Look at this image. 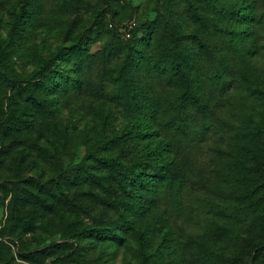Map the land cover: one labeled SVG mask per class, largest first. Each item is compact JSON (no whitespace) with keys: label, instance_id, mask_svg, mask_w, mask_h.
<instances>
[{"label":"trees","instance_id":"16d2710c","mask_svg":"<svg viewBox=\"0 0 264 264\" xmlns=\"http://www.w3.org/2000/svg\"><path fill=\"white\" fill-rule=\"evenodd\" d=\"M113 1L130 8L124 0H76L71 11L61 9V19L75 16L72 25L82 2L93 4V21L75 42L59 45L31 73L0 74L16 102L17 96L24 97L23 112L34 115L27 120L26 136L39 130L43 146L56 149L53 155L58 158L53 172L35 182L38 201L21 202L19 193L12 192L8 223L0 229V264H130L126 256L136 246L142 264H237L235 251L219 250L208 233L218 227L231 232L222 221L227 216L215 209L229 211L232 205L219 204V197L206 204L211 215L205 217L204 226L190 225L199 233L190 237L197 246L181 244L183 235L170 216L169 199L174 188L179 191L187 161L173 163L176 155L171 149L174 139L188 132L189 119L194 118L202 132L219 128L220 123L228 125L238 113L233 109L236 97L246 99L240 110L251 119L247 125L257 131L252 106L264 96V89L246 85L240 91L236 68L242 54L252 53L248 40L254 36L247 31L258 18L242 15L238 0H157L148 12L153 16L124 41L113 28L106 29L105 13L99 10L102 5L115 9ZM128 9L115 11L113 17L121 21L131 17ZM26 12L33 13V8ZM46 12L49 16L53 9ZM93 33L104 41L99 55L90 52L87 34ZM94 69L96 76L116 87L112 95L118 101L128 99L124 107L102 101L103 95L89 88ZM57 93L67 106L76 103V112L93 93L91 109L75 121L64 115L61 100L49 99ZM117 112L126 121L112 128ZM24 119L10 111L0 124ZM260 180L264 184V172ZM213 186L220 190L215 179ZM41 208L45 212L38 213ZM260 250L264 243L250 255V264H255ZM192 253L198 263L190 258Z\"/></svg>","mask_w":264,"mask_h":264},{"label":"rangeland","instance_id":"374dc122","mask_svg":"<svg viewBox=\"0 0 264 264\" xmlns=\"http://www.w3.org/2000/svg\"><path fill=\"white\" fill-rule=\"evenodd\" d=\"M124 1L130 6L129 9L113 1L114 7L112 8L115 9L102 5L99 6V10L105 13L106 29L113 28L118 32V37L125 41L132 37L142 21L153 16L152 11L148 12L156 6L157 0ZM238 1L240 4L238 8L242 15L252 14L258 19L264 15V0ZM75 6H77L76 0H0V74L4 72L29 74L39 67L40 63L46 60L59 45L75 42L83 28L93 21L91 16L94 14V5H84L82 2L81 13L78 18L76 17L77 21L75 19L71 25L75 16L70 15L69 20L66 21L61 19L60 13L61 9L68 8L67 10L71 11ZM252 7H255V10ZM31 8H33V13H27L26 11ZM47 9H53L55 13L52 12L48 16L47 12L44 13ZM127 9L130 10L128 13L131 17L123 21L113 17L115 11L124 12ZM258 19L253 21L252 27L247 31L248 35L254 36V40L253 38L248 40L252 43L250 47L252 53L242 54L241 58L236 56L240 62L236 68L238 83L241 86L240 91L245 89L246 85L264 89V18L261 21ZM240 28L246 29L248 25H240ZM137 33L141 37L142 29ZM87 36L90 52L99 55L104 49V41L94 33L87 34ZM94 65L97 66V63ZM244 65L245 70L242 68ZM96 75L97 69H94L91 74L92 86L89 88L97 89L95 94L103 95L102 101H112L114 105L124 107L128 99L122 98L118 101L116 96L112 95L116 87ZM2 76L0 75V121L10 111L17 112L25 119L12 120L5 126L0 124V229L5 228L8 223V208L14 196L12 192L19 193L21 202L38 201L37 195L40 190L35 182L48 177L58 161V158L53 155L56 154V149L43 146L39 130H33L30 138L26 136L25 127L29 125L34 115L23 112L26 104L24 97L17 96L18 101L16 102L14 100L16 95H10L12 90ZM100 91L104 94L98 93ZM240 91L237 92L238 96ZM49 96L53 102L61 100L65 106V116L74 117L75 121L80 122L82 114H86L84 111L88 112L91 109L90 98L94 94L92 93L90 98L83 102L84 107L83 110L80 109V112L75 111L76 103L72 105L73 107L67 106L66 99L59 93ZM235 100L236 105L233 109L238 113L231 117L228 125L219 122V128L213 127L209 131L203 130L202 132L199 131V125L192 118L187 120L188 132L174 139L176 144L172 146L171 151L176 157L173 163L177 164L181 160H186L187 165L182 169L185 175L179 191L174 188L170 194L169 208L171 218H175L178 222V224L175 223L178 232L183 235L181 244L193 249L197 244L190 241V237L191 235L198 236L199 233L192 232L190 225L195 223L204 226L205 217L211 215L208 213L206 204L219 197V204L232 205L229 211L221 206L215 209L218 214L227 216L222 221L231 227V232L218 227L217 230L209 228L208 233L210 239L218 243L219 250L235 251L234 261L237 264L238 262L250 264V255L256 253L255 250L259 244L264 243V184L260 180L264 172V137L262 135L264 132V96L260 100L257 99L256 104L252 106L258 122L257 131L251 127V124L247 125L246 121L251 119H247L243 113L244 110H240L244 107L246 99L236 97ZM128 116L132 117L131 114ZM27 120L30 121L27 123ZM125 121V117L117 112L111 119V126L120 128ZM84 122L82 120V123ZM15 128L23 130L18 132L19 130ZM213 138L216 139L214 143ZM182 141L183 144L180 147L179 143ZM214 179L217 180L220 190L214 188ZM227 184L230 187L226 186ZM26 208V211L30 210L31 205ZM39 210L45 212L43 208L38 209V213ZM53 221L57 223L58 219L54 217ZM227 233L228 237H226ZM173 244L177 245V242ZM12 248L16 252L17 248L14 246ZM145 250L148 253V248ZM126 257L128 262H131L130 264H142L138 246L130 247ZM190 258L198 263L197 254L192 253ZM261 263H264V250L259 251L257 261H255V264Z\"/></svg>","mask_w":264,"mask_h":264},{"label":"built area","instance_id":"2783aa9c","mask_svg":"<svg viewBox=\"0 0 264 264\" xmlns=\"http://www.w3.org/2000/svg\"><path fill=\"white\" fill-rule=\"evenodd\" d=\"M129 35V34H128Z\"/></svg>","mask_w":264,"mask_h":264}]
</instances>
